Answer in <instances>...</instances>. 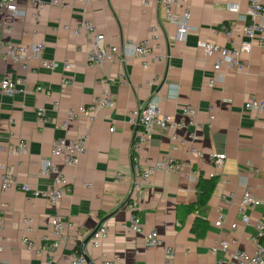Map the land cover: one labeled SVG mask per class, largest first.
<instances>
[{
    "label": "crops",
    "instance_id": "obj_1",
    "mask_svg": "<svg viewBox=\"0 0 264 264\" xmlns=\"http://www.w3.org/2000/svg\"><path fill=\"white\" fill-rule=\"evenodd\" d=\"M40 1L17 0L16 14H0V36L5 41L17 45L45 43L40 58L30 60L27 67L0 57V81L11 78L18 82L19 89L25 90L13 97L0 91V165L11 167L19 182L45 188L55 176L41 174L42 162L51 159L61 168L65 183L73 192L57 204L15 189L1 193L4 229L0 233V258L9 264H45L46 252L37 254L27 249L22 239L29 237L39 247L54 242L57 238L51 221L55 216L63 221L68 234L67 242L56 250L60 264H69L71 253L78 247L91 264H106L105 260L111 264H211L216 241L231 238L237 240V245L230 250L238 247L253 252L256 224L264 221V111L246 110L244 103L252 95L264 100V47L255 46L250 53L241 55L242 70L223 68L219 72L214 70L212 59L197 47L202 39L228 45L225 27L240 39L242 26L253 20L247 14L248 1L190 0L193 31L184 42L176 40L177 27L166 22L159 0L89 4L83 0ZM229 3L237 4L239 11L228 10ZM181 11L182 6H178L176 14ZM84 18L93 22L108 40L119 44L125 39L150 38L151 28L157 27L158 39L152 40V46L167 59L148 66L139 58L90 65L84 35L73 34ZM44 60H56L59 65L49 69L42 66ZM63 62L70 67L65 68ZM120 72L125 73L126 82L118 80ZM215 76L218 80L210 86ZM155 77L159 79L149 84ZM67 79L72 84L65 85ZM105 83L114 94L115 106L101 110L95 119H72L63 128L67 111L90 105ZM155 93L166 97L161 107L177 118H181L178 112L184 105L196 109V120L201 126L197 129L196 146L201 153L193 155L186 146L174 147L170 132L156 128L139 159L144 166L163 158L183 161L197 172V178L190 181L182 173H154L144 188L141 207L133 212L128 198L136 175L131 162L135 126L129 123V117ZM39 110L47 118L44 124L38 120ZM193 129L190 126L187 130ZM187 130H181L180 137H185ZM84 132L88 134L87 151L78 164H65L62 158L52 156L56 138L75 139ZM20 140L27 143L28 153H10L9 148ZM213 153L226 154L220 170L211 160ZM117 172L124 176L119 183L114 182ZM2 173L0 167V184ZM201 174L217 176L215 189L205 206L183 216L181 221L183 207L198 199L197 181ZM246 181L263 202L248 211V224L241 221L238 211ZM219 215L224 217L222 227L215 225ZM132 216L146 230L157 229L162 242L147 246L144 235L133 231ZM25 217L30 218L28 227L23 222ZM198 217L209 223L200 237L192 232ZM234 222L237 228L231 230ZM100 224L108 227L109 235L100 248H94L86 240ZM167 246L175 249L173 263L166 261Z\"/></svg>",
    "mask_w": 264,
    "mask_h": 264
},
{
    "label": "built area",
    "instance_id": "obj_2",
    "mask_svg": "<svg viewBox=\"0 0 264 264\" xmlns=\"http://www.w3.org/2000/svg\"><path fill=\"white\" fill-rule=\"evenodd\" d=\"M40 1V0H32ZM85 4L91 2L106 3L109 0H83ZM248 9L247 14L253 19L250 23L242 26L240 29L241 38H237L234 32L225 27L224 33L229 39L228 45H221L219 43L202 39L198 40L197 47L202 49L205 55L212 59L213 68L219 72L223 68L231 71L242 70L244 64L241 60V55L250 53L253 47H264V0H247ZM42 3V1H40ZM57 4V1H54ZM159 5L166 13V22L174 24L177 27L176 40L186 41L188 35L193 31L191 26V6L190 0H159ZM178 6H182L180 14H176ZM227 9L230 11L238 12L239 6L235 3H229ZM4 11L14 15L18 12L17 0H0V14ZM152 36L150 38L135 41L132 39L121 40L119 43H113L106 38V35L99 31L97 26L87 19H82L77 27L73 30L75 36L84 35L87 42V55L90 65L101 66L104 63H123L127 58H139L145 66L152 63L167 59V56L156 51L152 46V40L158 39L157 27L151 28ZM45 48L44 42L31 43L28 45L13 44L5 41L0 36V57L11 59L15 62L24 63L28 66V62L32 59H39ZM59 63L56 60H44L42 66L55 69ZM65 68H69L68 62H63ZM118 80L123 83L127 81L124 72L117 75ZM159 79L153 78L149 84H153ZM218 78L215 76L210 80V86L216 84ZM106 82V81H105ZM65 85L72 84L71 80H65ZM39 91L41 87L37 88ZM0 91L6 95L13 97L18 92H25L24 89H19L18 82L11 78H4L0 81ZM166 97L161 96L159 93L153 94L146 102H144L137 110L131 113L129 123L133 126H138L132 147H131V162L133 170L136 173L132 182V188L129 193L128 207L133 212L141 207L144 198V188L151 180V177L156 172L166 173H182L188 180L195 181L197 172L187 167L185 162L177 161L172 158H163L152 165L144 166L139 159V153L142 148L147 145L149 138L156 128L167 130L171 134L172 145L186 146L193 155H200V150L196 146L198 140L197 129L201 126L196 120V109L191 105H184L180 108L177 118L176 115L169 114L161 107V102ZM115 106L114 94L110 86L105 83L102 88L101 94L98 95L90 105H81L77 109L70 108L67 111V119L61 124L63 128L67 127L69 121L80 116H87L90 119H95L101 110L111 109ZM246 110H255L258 112L264 111V100L252 95L244 103ZM38 120L44 124L47 118L43 110L37 112ZM190 126L194 127L193 130H187ZM113 127L110 131H113ZM186 131L185 137H180L179 132ZM87 132L81 133L75 139L67 137L56 138L52 144L51 153L54 157L62 158L65 164L76 165L78 164L81 156L87 151ZM3 147L0 145V151ZM10 153L22 155L28 153V145L24 140H20L18 144L12 145ZM226 159L225 153L211 154V160L214 162L217 169H222ZM3 173L1 174L0 195L10 189L20 190L29 194L32 198H44L49 200L52 204H57L65 196L71 195L73 188L65 183L64 176L61 168L56 165L51 159H45L42 162L41 174L46 177L55 176L54 181L45 188L33 186L30 183H21L17 180L14 170L3 164L0 165ZM124 178L121 172H117L114 182L119 183ZM87 186H90L88 184ZM263 202L254 193L251 185L246 181L243 186L241 199L238 204V211L241 214V221L245 224L250 222V210H253ZM24 224L28 227L30 218L25 217ZM224 224V217L219 215V219L215 225L222 227ZM53 233L56 240L52 243H45L41 247L37 245L35 240L24 237L22 239L23 245L37 253L46 252L45 264H60L56 260V250L61 244L67 242L68 234L65 224L55 216L51 221ZM131 227L133 231L138 234H143L147 246L154 247L159 245L162 240L157 229L146 230L137 221L136 216L131 218ZM257 233L252 237L255 243V250L249 252L245 249L236 248L230 250L232 245H237V240L219 239L216 241L212 248V253L215 254V259L211 264H264V243L260 242V237L264 235V221H259L256 224ZM231 230L237 228V223L230 224ZM4 229V218L0 212V233ZM109 235L108 227L105 224H100L93 230L89 239L90 244L94 248H100ZM3 246L0 244V252ZM224 254V257L220 256ZM175 249L172 246H167L165 249V257L168 263H173L175 259ZM102 257L107 259L106 254ZM119 258L116 257L115 261ZM106 264H111L110 261L105 260ZM0 264H9L0 258ZM69 264H91L88 260L86 253L79 247L74 249L69 258Z\"/></svg>",
    "mask_w": 264,
    "mask_h": 264
},
{
    "label": "trees",
    "instance_id": "obj_3",
    "mask_svg": "<svg viewBox=\"0 0 264 264\" xmlns=\"http://www.w3.org/2000/svg\"><path fill=\"white\" fill-rule=\"evenodd\" d=\"M217 180V176L206 177L203 174L199 176L197 181V188L199 190L198 199L194 204L183 207L182 216H179L181 221L183 220V216L195 213L199 208L207 204L215 189ZM208 226V221L198 217L193 223L192 232L199 237L203 236V234L207 231ZM260 242L264 243V235L260 237Z\"/></svg>",
    "mask_w": 264,
    "mask_h": 264
},
{
    "label": "water",
    "instance_id": "obj_4",
    "mask_svg": "<svg viewBox=\"0 0 264 264\" xmlns=\"http://www.w3.org/2000/svg\"><path fill=\"white\" fill-rule=\"evenodd\" d=\"M138 130V126L135 127V133ZM91 235L89 236V238L86 240V242L90 239ZM85 246V243L83 244V247ZM89 260V259H88Z\"/></svg>",
    "mask_w": 264,
    "mask_h": 264
}]
</instances>
